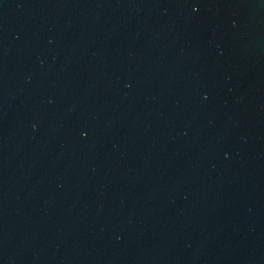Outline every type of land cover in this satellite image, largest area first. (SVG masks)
<instances>
[{
  "label": "water",
  "instance_id": "obj_1",
  "mask_svg": "<svg viewBox=\"0 0 264 264\" xmlns=\"http://www.w3.org/2000/svg\"><path fill=\"white\" fill-rule=\"evenodd\" d=\"M0 264H264V0H0Z\"/></svg>",
  "mask_w": 264,
  "mask_h": 264
}]
</instances>
